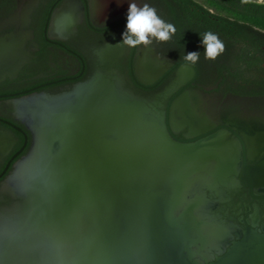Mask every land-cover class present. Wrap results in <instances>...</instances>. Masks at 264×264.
Listing matches in <instances>:
<instances>
[{
	"label": "water",
	"instance_id": "obj_1",
	"mask_svg": "<svg viewBox=\"0 0 264 264\" xmlns=\"http://www.w3.org/2000/svg\"><path fill=\"white\" fill-rule=\"evenodd\" d=\"M14 102L31 143L0 210V264H264V230L229 243L215 211L232 182L264 191V154L235 177L223 138L177 139L114 75Z\"/></svg>",
	"mask_w": 264,
	"mask_h": 264
},
{
	"label": "flooded vegetation",
	"instance_id": "obj_2",
	"mask_svg": "<svg viewBox=\"0 0 264 264\" xmlns=\"http://www.w3.org/2000/svg\"><path fill=\"white\" fill-rule=\"evenodd\" d=\"M129 2L148 4L163 20L172 0H0V210L11 203L7 185L31 133L14 102L31 95L57 96L97 74L114 75L134 95L160 105L170 133L184 142L223 138L228 161L249 166L263 156L264 28L254 26L260 46L240 51L218 73L208 60L195 65L188 51L169 41L129 47L122 42ZM260 2V1H257ZM171 3V4H170ZM212 11V10H211ZM231 18V17H230ZM119 42V43H118ZM182 48V49H181ZM237 54V53H235ZM180 107L176 109L174 106ZM217 203L231 240L246 226L264 230V191L236 182Z\"/></svg>",
	"mask_w": 264,
	"mask_h": 264
},
{
	"label": "trees",
	"instance_id": "obj_3",
	"mask_svg": "<svg viewBox=\"0 0 264 264\" xmlns=\"http://www.w3.org/2000/svg\"><path fill=\"white\" fill-rule=\"evenodd\" d=\"M169 1V0H168ZM203 5L195 0H172L168 5L170 15L166 22L174 25L176 31L168 39L170 43L183 49L198 50L203 69L207 62L217 67L218 73L226 69L229 59L237 60L239 52H249L251 48L260 46L254 38V26L264 28V2L256 0H206ZM210 7L221 10L223 13L211 11ZM231 17V18H230ZM211 31L218 35L224 48L215 59H206L203 45L200 44L203 33ZM260 43V44H259ZM181 48V49H182ZM237 53V54H235Z\"/></svg>",
	"mask_w": 264,
	"mask_h": 264
},
{
	"label": "clouds",
	"instance_id": "obj_4",
	"mask_svg": "<svg viewBox=\"0 0 264 264\" xmlns=\"http://www.w3.org/2000/svg\"><path fill=\"white\" fill-rule=\"evenodd\" d=\"M126 16L125 30L122 33V40L119 42L129 47L148 46L153 40H168L176 31L172 23L163 20L158 16L156 9L148 4L141 7L135 2H129ZM200 36L202 37L200 44L203 45L205 58L215 59L223 51V42L217 34L211 31L200 34ZM184 60L190 66L195 65L199 60V51L186 52Z\"/></svg>",
	"mask_w": 264,
	"mask_h": 264
},
{
	"label": "rangeland",
	"instance_id": "obj_5",
	"mask_svg": "<svg viewBox=\"0 0 264 264\" xmlns=\"http://www.w3.org/2000/svg\"><path fill=\"white\" fill-rule=\"evenodd\" d=\"M195 1H197V2H199V3H201V4H203V5L208 6L206 0H195ZM256 1L264 2V0H256ZM210 9H211L212 11H215V12L217 11L218 13H223V14H224V12H222V11L219 10V9H215L214 7H210Z\"/></svg>",
	"mask_w": 264,
	"mask_h": 264
}]
</instances>
